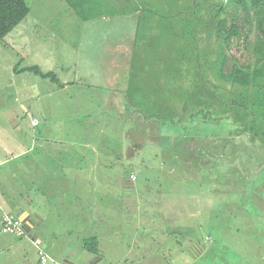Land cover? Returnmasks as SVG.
<instances>
[{"label":"trees","instance_id":"1","mask_svg":"<svg viewBox=\"0 0 264 264\" xmlns=\"http://www.w3.org/2000/svg\"><path fill=\"white\" fill-rule=\"evenodd\" d=\"M65 2L83 22L139 11L129 0L131 7L126 8L121 0ZM166 3L172 0H160L157 25L147 19L150 15L143 19L137 15L134 27L124 100L127 117L121 121L129 126L130 148L136 151L134 141L146 137L143 146L150 148V154L131 165L141 161L143 169L159 171L165 179L167 169L176 170L227 195L245 197L252 191L263 201L264 0ZM29 14L27 0H0V41ZM234 48L249 54V60L235 56ZM23 72L58 81L54 73L36 66ZM158 180L164 184L161 177ZM98 243L92 237L84 247L95 253Z\"/></svg>","mask_w":264,"mask_h":264},{"label":"rangeland","instance_id":"2","mask_svg":"<svg viewBox=\"0 0 264 264\" xmlns=\"http://www.w3.org/2000/svg\"><path fill=\"white\" fill-rule=\"evenodd\" d=\"M27 1L30 15L14 30L17 32L36 30L42 35H51L55 30H60L58 35L60 33L62 42L57 40L53 45L58 51L69 36L72 43H75L71 64L65 68L77 67L83 73L78 71L63 74L60 71L58 74L62 83L68 80L73 84L69 89L73 96L83 90L94 91L92 77L82 78L85 74L86 52L92 62L91 64L89 61V65L86 66L91 68L97 81L98 78L101 80L100 76L106 75L107 87H110L113 84L109 82V78L115 76V81L122 79L119 85L124 86L131 68L133 53L131 43L133 32L136 30L134 27L137 15L141 19L150 15L147 19H151L153 24L161 18L160 0H129L130 3L138 5L139 11L136 14L108 19L98 18L89 22L81 21L66 2L56 3L61 0ZM129 2L121 0L120 4H123L121 7H131ZM146 4L150 7V12L145 7ZM170 4H173V0L172 3L165 5ZM127 38L129 50L122 57L120 43ZM25 49V45L13 42L10 35L0 41V140H17V134L24 136L28 134V128L25 126H21L20 132L16 130L12 131L14 133L5 132L12 127L7 124V110L12 107V100L9 99L12 70L20 72L28 65L27 60L23 61L22 55H18ZM143 50L142 47L141 51ZM64 53L70 54V51L66 50ZM233 53L238 58L241 57L243 62L249 60V54L245 51L234 48ZM24 78L25 76L21 80L23 85ZM32 78L33 83L37 82L35 78L38 77L35 74L34 76L28 74V86ZM81 81L84 83L79 84ZM57 87L56 82L48 79L32 87L31 91L35 96L41 94L43 100L48 102V106L56 107L59 101ZM114 87L115 85L112 86ZM122 101L123 99H112L115 110L109 119L111 126H108L109 123L106 125L104 134L101 133L103 129L101 124H97L103 115L94 116L95 112L92 111V118H88V122L86 119L82 121L83 126L90 123L92 127L88 139H108L114 142V145H120L124 153V147L128 146L130 141L129 136H126L129 126L121 121L127 117L125 107H122V110L119 108ZM93 103H96L94 97ZM62 108L61 106L54 108L55 115L49 119V124L62 122L68 117L66 114L68 107ZM71 111L68 109L67 113ZM74 134L76 133H73V130H67L64 137L73 139ZM122 134L127 138H121ZM146 139L138 138L134 141V148L138 151L129 148L130 160L135 155L138 159L148 157L150 148L143 146ZM137 154L141 156L138 157ZM1 155L3 154L0 153V160ZM140 163L139 166L131 165L124 156L122 159L115 154L108 156L106 164L113 170L112 177L101 178L99 182L97 178V186L100 189L107 187L112 193L111 199L97 203L95 198L94 210L89 212L87 204L84 203L79 207L81 211L77 212L81 219L84 213L86 217L97 215L96 226L93 228H78L71 225L73 217L69 211L63 212V222L70 225L56 226L62 222L54 216L59 211H54L53 214L50 210L52 206L39 205L40 202L47 203L41 199H47L50 197L49 194L42 196L33 191L32 195L36 201L34 208L39 209L43 215L41 218L45 221L44 227L47 229L53 227L59 236L60 245L64 248L71 247L68 255L73 258V263L88 264L92 258V261L97 259L96 264H264V199L263 201L258 199L261 197L260 194L257 196L250 191L245 197L237 193L227 195L223 189L216 190L211 183L200 185L187 179L182 173L170 169L166 170L165 179L159 171L143 169ZM117 167L121 168V172ZM196 176L201 178L198 173ZM158 177H161L164 184L159 182ZM166 181L173 185L172 188L165 183ZM73 196L77 198L76 195ZM92 237L98 239V251L90 252L88 255L84 252L83 241ZM70 240L72 242L69 243ZM195 243L201 244L203 252H195L193 256L189 248L191 245L196 247ZM48 255L51 259L47 264L62 263L68 256L65 251L61 255L60 253Z\"/></svg>","mask_w":264,"mask_h":264},{"label":"crops","instance_id":"3","mask_svg":"<svg viewBox=\"0 0 264 264\" xmlns=\"http://www.w3.org/2000/svg\"><path fill=\"white\" fill-rule=\"evenodd\" d=\"M64 2L65 0L56 1L59 4ZM58 31L60 32V30H55L51 35H42L36 30H19L18 32L13 30L9 34L13 42L26 46V49L18 54L22 55L23 61L27 60L28 65L25 68L36 66L44 73H54L57 78H59L60 71L63 74L78 71L83 73L77 67L66 69L71 64L75 43H72L69 36V39L65 40L67 42L63 43V47L58 51L53 46L57 40L62 42ZM120 47L122 57H124L129 50L128 39L123 43L121 42ZM86 48L87 51L88 47ZM66 50L70 51V54L64 53ZM86 55L85 74L82 78L84 79L85 76L92 77L94 91L83 90L73 96L69 90L73 85L70 81L66 80L62 83L60 78L57 82L54 81L58 84L56 94L59 101L56 107H68L69 110H72L67 113L68 109H66L68 117L58 123H48L49 119L55 115L54 108L56 107L48 106V102L43 100L41 94L35 96L31 91L32 87L49 78L36 75L38 77L35 78L37 82L33 83L32 78L31 84L28 86L27 75L34 76V74L23 72V70L20 72L15 69L12 70L13 79L9 87V99L12 100V107L7 110V124L12 127L5 132L14 133L13 130L20 132L22 131L21 126H25L28 128V134L27 136L17 134V140H0V153L3 154L0 160V220L6 214L24 220L29 227V234L43 240V247L48 254L60 253L61 255L65 251L68 255L71 247H62L57 231L53 227L49 229L44 227L45 221L41 218L43 215L39 209L34 208L36 201L32 195L33 191L42 196L49 194L50 197L47 199H41L47 203L40 202L39 205L48 204L47 206H52L50 210L53 214H55L54 211H59L54 216H57V219L62 222L57 223L56 226L68 227L71 223L78 228H93L96 226L97 215L86 217V213H84L81 219L77 212L81 211L79 207L84 203L87 204L89 212L94 210L93 204L95 207L96 203L93 201L95 198L97 203L100 201L107 202L111 199L112 193L107 190V187L100 189L97 186L101 178L112 177L113 170L106 164L108 156L115 154L121 159L124 156L128 160V164L137 162L136 155L131 160L128 157L129 143L128 146L124 147L123 153L120 145L116 146L114 142L108 139H88L92 127L90 123L83 126L82 119H86L88 122V118L93 116L92 111L95 112L94 116L103 115L97 124H101L103 127L101 133L104 134V128L115 110L112 99H123L119 108L122 110V107H125L126 102L124 100L127 96L128 80L125 81L124 86H121L119 84L122 79L119 78L115 81V76H110L109 82L113 85L107 87L106 75L100 76L101 80L98 78L97 81V77L94 78L91 68L86 66L89 65V61L92 64L87 52ZM23 76H25L24 85L21 82ZM18 82L19 84H17ZM82 83L84 82H79V84ZM114 85L115 89L112 88ZM93 97L96 101L95 104ZM121 110L118 111L121 112ZM32 120H37L39 124L33 126ZM108 126H111L110 123ZM67 130H73V133H76L73 135V139L64 137ZM122 137H125V134H122ZM117 169L121 172L120 167ZM73 195H76L77 198ZM63 207H67V209L65 210ZM64 211L70 212L73 217L72 222L68 224L63 222ZM85 240L83 241V249L85 253L90 255L91 253L84 247ZM31 241V239H18L0 234V264H40L38 249ZM70 242L72 241L70 240ZM72 260L73 258L68 255L62 263L75 264ZM89 262L88 264H96L97 259L92 261L90 258Z\"/></svg>","mask_w":264,"mask_h":264},{"label":"built area","instance_id":"4","mask_svg":"<svg viewBox=\"0 0 264 264\" xmlns=\"http://www.w3.org/2000/svg\"><path fill=\"white\" fill-rule=\"evenodd\" d=\"M39 123L37 120H32V125L37 126ZM0 233L1 234H10L16 237H27L31 239L32 243L38 249V253L40 256V264H47L50 260L49 255L43 249L42 244L43 241L41 238L32 237L26 228L25 222L19 218V220L15 219L11 215H4L0 223Z\"/></svg>","mask_w":264,"mask_h":264},{"label":"flooded vegetation","instance_id":"5","mask_svg":"<svg viewBox=\"0 0 264 264\" xmlns=\"http://www.w3.org/2000/svg\"><path fill=\"white\" fill-rule=\"evenodd\" d=\"M196 244V247H194V245H191V247L189 248L190 249V252L192 253V255L194 256V254L193 253H195V252H203L202 250H203V248H202V246H201V244L200 243H195Z\"/></svg>","mask_w":264,"mask_h":264},{"label":"clouds","instance_id":"6","mask_svg":"<svg viewBox=\"0 0 264 264\" xmlns=\"http://www.w3.org/2000/svg\"><path fill=\"white\" fill-rule=\"evenodd\" d=\"M24 221V220H23ZM48 254V253H47ZM51 259V258H50Z\"/></svg>","mask_w":264,"mask_h":264}]
</instances>
